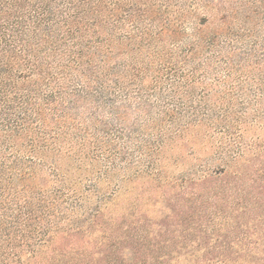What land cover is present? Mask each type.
I'll return each mask as SVG.
<instances>
[{"label":"trees","instance_id":"16d2710c","mask_svg":"<svg viewBox=\"0 0 264 264\" xmlns=\"http://www.w3.org/2000/svg\"><path fill=\"white\" fill-rule=\"evenodd\" d=\"M0 264H264V0H0Z\"/></svg>","mask_w":264,"mask_h":264}]
</instances>
